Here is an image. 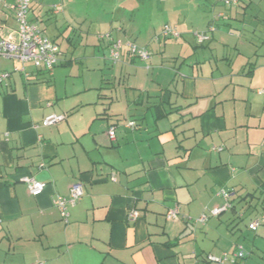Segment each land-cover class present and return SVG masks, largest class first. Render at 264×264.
<instances>
[{"label": "crops", "instance_id": "crops-1", "mask_svg": "<svg viewBox=\"0 0 264 264\" xmlns=\"http://www.w3.org/2000/svg\"><path fill=\"white\" fill-rule=\"evenodd\" d=\"M223 1L113 0V8L101 9L106 20L79 26L69 0H31L28 21L48 37L61 15L55 35L71 43L60 47L61 62L51 72L0 57V73L9 74L0 83V264H208L206 256L242 247L238 223L247 205L264 199V94H258L264 41L258 48L229 29L252 0L232 9ZM166 11L176 24L164 21ZM212 22L210 40L196 45L193 34ZM166 24L178 37L155 41ZM16 29L12 12L0 5V39ZM109 32L148 49L150 60H132L123 51L110 63L102 50L109 41L98 38ZM109 65L111 81L105 79ZM149 73L155 75L150 84ZM104 85L118 91L115 100L100 93ZM90 91L97 95L88 99ZM119 98L125 109L145 111L122 118L131 128L110 120ZM102 99L108 100L102 115L84 110ZM50 114L66 119L44 127ZM110 127L118 129L114 142ZM24 177L45 184L43 192L30 196ZM78 182L83 194L65 223L53 199L67 198ZM221 191L233 207L212 216L225 203ZM174 207L178 217L167 221ZM261 208L256 231L247 224L254 240L249 251L242 247L246 257L239 264H264ZM132 210L137 217L129 220ZM202 216L204 223L197 221Z\"/></svg>", "mask_w": 264, "mask_h": 264}, {"label": "built area", "instance_id": "built-area-1", "mask_svg": "<svg viewBox=\"0 0 264 264\" xmlns=\"http://www.w3.org/2000/svg\"><path fill=\"white\" fill-rule=\"evenodd\" d=\"M240 0H224L226 6H237ZM0 5L12 12L17 29L13 33L12 38L0 39V57L10 59L18 64L30 63L36 69L52 71L58 62L60 53L57 46L48 38L44 37L38 27L28 21V12L30 0H0ZM215 31V27L210 25L206 31L195 32L193 34L196 45L201 46L210 40L211 34ZM178 37V32L171 25H164L159 34L154 38L155 41L166 39H175ZM100 38H104L110 42L109 59L113 63L120 61L123 51L130 59L148 62L151 58V52L145 47H140L132 41L121 42L112 38V34L107 33ZM9 77L8 73H0V83H3ZM258 94H264L263 90H258ZM66 119L65 115L50 114L46 116L42 125L44 127L59 124ZM134 126L133 122L127 123V127ZM107 137L110 142L116 140L115 127H110L107 131ZM114 180V179H113ZM21 182L25 183L30 196H39L45 184L38 182L30 177H24ZM83 190L81 183H74L69 190V196L63 198L56 196L53 199V205L59 210L60 218L63 222H67L69 217V208L74 207L82 197ZM225 201L224 205L219 208H214L210 211V215L218 216L223 211L230 208L228 194L224 191L220 193ZM178 209L176 207L166 211L165 217L167 221H174L178 217ZM137 217V212L132 210L128 214L129 220H134ZM204 223L206 217L202 216L197 220ZM259 226V221H251L248 225L249 230L256 231ZM245 252L242 247H238L237 251L232 254L223 253L219 257L208 256L207 261L211 264H236L244 257ZM43 264V263H36Z\"/></svg>", "mask_w": 264, "mask_h": 264}, {"label": "rangeland", "instance_id": "rangeland-1", "mask_svg": "<svg viewBox=\"0 0 264 264\" xmlns=\"http://www.w3.org/2000/svg\"><path fill=\"white\" fill-rule=\"evenodd\" d=\"M70 2H72L74 4V6L77 7V10H74L72 13L77 14L78 17H80L79 19L75 18V21L78 23L79 26L83 25L84 20L86 21H93L95 19H104L106 20V18H104V14L101 11L102 7L103 8H109L112 7L113 8V0H69ZM242 1V0H241ZM241 1L238 4V6L232 7V6H226L228 7V9H232V8H237L239 7V5H241ZM248 0H244V2H247ZM224 3V1H223ZM242 6V5H241ZM240 6V8H241ZM142 13H146V12H142ZM30 14V12H29ZM164 15V21L165 22H169L170 24H176V20L171 19L168 16V13L166 11V14ZM172 17V16H171ZM55 24L52 25V27L48 28V32H47V36L50 37H54L55 40L57 41V43L60 45V47L65 50L67 49L66 46V40L63 39L62 37L55 35V30L61 29L62 26V20H61V15L56 16L54 18ZM153 21L155 22H159L162 23L163 21V16H155L153 17ZM74 23V22H73ZM173 24V25H174ZM212 24H214L212 22ZM172 25V26H173ZM229 29H231V33L236 34V35H243V37L249 38L250 41L254 42L258 48L261 47V42L264 41V0H252L250 7H248V10L245 11H237L236 16L233 18V20L229 21ZM69 32H72L73 29V25L69 26ZM174 27V26H173ZM207 30V29H206ZM204 30V31H206ZM71 34V33H68ZM72 35V34H71ZM102 36V35H100ZM100 36L98 37L100 39ZM73 39L75 42H77L78 38L76 39L73 36ZM106 40V39H103ZM108 40H106L107 42ZM169 41V40H166ZM194 47H196V45H193ZM190 47H192L190 45ZM78 48L74 49L73 51L77 52ZM105 50V53L107 54V58H108V53H109V48L108 51L106 49H102ZM71 52V51H70ZM99 55H101V53H98ZM239 58L236 60V64L239 62ZM75 67H72V71L73 73H75V69L77 68L76 66H78L77 64L74 65ZM164 67H168V64H165L163 66ZM111 70L112 72L114 71L112 66L109 65L108 66V70H106V74H105V79L111 81ZM128 73L130 74V72L128 71ZM91 74H87V76L85 77L87 79V77H89ZM136 75V74H135ZM135 75H131L132 78V82L134 81V77ZM138 75V74H137ZM139 76V75H138ZM149 78H148V84H150L152 81L154 82L155 80V75H153L152 73L148 74ZM85 79V80H86ZM92 79V78H91ZM170 78L167 80V84L170 82L169 81ZM82 81H79V83ZM89 79H88V83H89ZM57 84L59 86H63V82L60 78H58ZM107 84V83H105ZM166 84V85H167ZM150 86V85H149ZM125 87V86H124ZM104 90H102L100 93L105 95V96H112L113 99L115 100V97H117L118 95V91L116 92V90H111L109 85H104ZM96 94V92H92L90 91L89 93H86V97L89 99V97L87 96L88 94ZM100 104V106H99ZM115 105V106H114ZM108 106V100H99L97 105H89V107H84L85 111L92 109V110H96L97 112H100V114L97 115H102L104 112V109H106ZM113 109L112 112L111 110H109V116H112L110 118L111 122H116V120H120L122 121V125L127 124L129 121V119L126 118L125 121H123V117H125L126 115H128V117L130 118H135L138 119L137 117H139L141 114H143L145 111L144 109H139L137 107H132L131 109L128 110L124 108V105L120 104V98H119V103L114 101L113 103ZM114 111V112H113ZM116 115H113L112 113H115ZM86 113V112H84ZM112 114V115H111ZM118 115V116H117ZM151 115H154V113L149 112V114L147 115V117H152ZM120 117V118H119ZM121 123V122H120ZM119 123V124H120ZM121 125V124H120ZM116 130V128H115ZM118 131V129L116 130V132ZM264 201L263 197H260L258 202L256 203V208H250L248 211H244V213H246L243 221L238 223V227L239 230L242 231L239 232V234L236 236L238 241H239V245H241L243 248H245L247 251H249V249H252V242L254 240V233L248 231L247 229V224L248 222L251 221H255V220H259L261 219L262 215H263V210L261 208L260 202Z\"/></svg>", "mask_w": 264, "mask_h": 264}, {"label": "trees", "instance_id": "trees-1", "mask_svg": "<svg viewBox=\"0 0 264 264\" xmlns=\"http://www.w3.org/2000/svg\"><path fill=\"white\" fill-rule=\"evenodd\" d=\"M30 5H31V0H30ZM29 11H30V6H29ZM28 14H29V12H28ZM166 25H168V24H166ZM210 25H213L214 27H215V30H216V26L214 25V24H210ZM209 25V26H210ZM208 26V27H209ZM208 27H207V29H208ZM110 34H112V32H109ZM158 35V34H157ZM156 35V36H157ZM44 37H46L45 35H43ZM155 36V37H156ZM154 37V38H155ZM46 38H48V37H46ZM49 39V38H48ZM101 39V38H100ZM104 38H102V40H103ZM49 40H51V39H49ZM166 40H168V39H166ZM56 46H57V48H58V51H59V53H60V56H59V58H58V62H57V64L54 66V68L56 67V66H58L59 65V63L61 62V59H62V56H63V52L61 51V48H60V45L57 43V41L56 40H51ZM66 41L68 42V43H71V39H67L66 38ZM109 46H110V42L108 43V48H109ZM107 60L108 61H110V63H113L110 59H109V53H108V58H107ZM132 60H135V59H132ZM53 68V69H54ZM52 69V70H53ZM42 70V69H41ZM44 71H46V70H44ZM46 72H49V71H46ZM51 72V71H50ZM257 201H256V203L258 202V200H259V197L256 199ZM232 202H233V200H230L229 201V204H230V208H232L233 206H232ZM256 203H255V205L254 206H248L247 205V207H246V209H250V208H256ZM260 205L263 207L264 206V201H262V202H260ZM259 221V220H258ZM234 253V252H233ZM207 257L208 256H206V258H205V262L206 263H208V264H211V263H209L208 261H207ZM245 257H246V254L244 255V257H242L241 259H240V261H238V262H236V264H239L242 260H244L245 259Z\"/></svg>", "mask_w": 264, "mask_h": 264}]
</instances>
